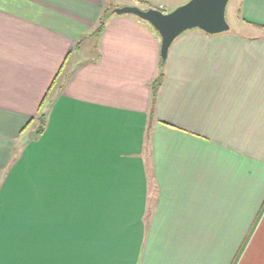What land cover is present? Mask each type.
Masks as SVG:
<instances>
[{
  "label": "crops",
  "instance_id": "crops-1",
  "mask_svg": "<svg viewBox=\"0 0 264 264\" xmlns=\"http://www.w3.org/2000/svg\"><path fill=\"white\" fill-rule=\"evenodd\" d=\"M187 1L0 0V264H264V0L178 35L152 107L161 35L114 9Z\"/></svg>",
  "mask_w": 264,
  "mask_h": 264
},
{
  "label": "water",
  "instance_id": "water-1",
  "mask_svg": "<svg viewBox=\"0 0 264 264\" xmlns=\"http://www.w3.org/2000/svg\"><path fill=\"white\" fill-rule=\"evenodd\" d=\"M229 0H188L170 12L158 8L147 9L135 5L116 7V13H133L149 21L161 35V57L166 59L174 39L190 28H200L208 33L230 29L226 19Z\"/></svg>",
  "mask_w": 264,
  "mask_h": 264
},
{
  "label": "trees",
  "instance_id": "trees-1",
  "mask_svg": "<svg viewBox=\"0 0 264 264\" xmlns=\"http://www.w3.org/2000/svg\"><path fill=\"white\" fill-rule=\"evenodd\" d=\"M112 9H113V7H111V6L105 7L103 9V11L101 13V16L99 18V21H98L97 26L95 27V29L93 30V32H91V35L93 37L97 38L102 33V31L104 30V28L106 26V23H107L108 19L112 15ZM159 9H161V8H159ZM156 31L158 32L157 29H156ZM164 63H165V60L163 59L161 61V63H160V69H159V72L157 74V77L155 78V80H153V82L151 84V87H152V107L154 106V103H155V100H156V97H157V93H158L159 87L161 86L162 78L164 76V74H163V66H164ZM42 103H44V100H43ZM37 119H38L39 124L36 127L35 136H39L43 132V129L45 127V121H46L45 114L43 112L39 113ZM28 125L29 124H27V126ZM27 126L25 128H27Z\"/></svg>",
  "mask_w": 264,
  "mask_h": 264
},
{
  "label": "rangeland",
  "instance_id": "rangeland-1",
  "mask_svg": "<svg viewBox=\"0 0 264 264\" xmlns=\"http://www.w3.org/2000/svg\"><path fill=\"white\" fill-rule=\"evenodd\" d=\"M239 13H240V5L238 4V1L237 0H229L227 7H226V19L230 24V28L236 27L237 18L240 17ZM86 46H88V43H86L84 45V48ZM86 52H88V51H86ZM83 53L85 54V51ZM85 55H87V54H85Z\"/></svg>",
  "mask_w": 264,
  "mask_h": 264
}]
</instances>
